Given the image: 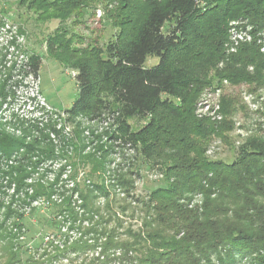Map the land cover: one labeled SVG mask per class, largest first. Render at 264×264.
Here are the masks:
<instances>
[{"label":"rangeland","instance_id":"obj_1","mask_svg":"<svg viewBox=\"0 0 264 264\" xmlns=\"http://www.w3.org/2000/svg\"><path fill=\"white\" fill-rule=\"evenodd\" d=\"M126 16L119 0H0V264H122L106 248L101 263L106 234L143 235L142 203L173 181L166 171L179 136L160 131L135 143L112 112L73 116L76 70L63 60L70 51L53 56L46 48L58 34L78 53L103 49ZM211 35L206 53L214 61L197 57L193 113L220 126V135L200 141L205 157L232 161L264 141V21L236 13ZM248 50L261 55L259 66L241 61ZM32 53L42 60L36 76L25 65ZM157 61L150 56L146 65ZM147 121L129 122L137 131ZM185 196L183 203L202 211L199 191ZM234 264H264V253Z\"/></svg>","mask_w":264,"mask_h":264},{"label":"trees","instance_id":"obj_2","mask_svg":"<svg viewBox=\"0 0 264 264\" xmlns=\"http://www.w3.org/2000/svg\"><path fill=\"white\" fill-rule=\"evenodd\" d=\"M119 1L128 16L103 49L78 53L58 34L46 41L53 56L70 51L63 60L76 70L78 96L67 112L73 116L112 112L119 130L135 143L160 131L177 134L180 151L166 171L173 181L152 189L142 203L144 234L131 233L123 240L110 231L101 263L104 248L118 254L122 264H234L251 251L264 253V141L232 161L207 158L200 141L220 135V126L193 113L197 57L211 47V40L214 44L212 29L236 13L261 23L264 0H256L258 8L247 0ZM62 3L54 4L60 12ZM229 6L234 10L228 12ZM253 51L241 58L247 67L259 66L261 55ZM150 56L158 61L147 66ZM41 61L38 54L29 55L27 74L36 76ZM206 61L209 65L214 61L210 53ZM231 63L224 69L226 75ZM177 98L180 102L174 101ZM146 118L147 123L134 131L129 121ZM168 118L175 125L167 127ZM195 191L203 195L201 212L182 202Z\"/></svg>","mask_w":264,"mask_h":264}]
</instances>
